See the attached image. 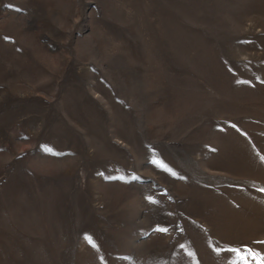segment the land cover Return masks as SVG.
Instances as JSON below:
<instances>
[{
	"label": "rangeland",
	"instance_id": "1",
	"mask_svg": "<svg viewBox=\"0 0 264 264\" xmlns=\"http://www.w3.org/2000/svg\"><path fill=\"white\" fill-rule=\"evenodd\" d=\"M258 241L264 0H0V264H262Z\"/></svg>",
	"mask_w": 264,
	"mask_h": 264
},
{
	"label": "snow or ice",
	"instance_id": "2",
	"mask_svg": "<svg viewBox=\"0 0 264 264\" xmlns=\"http://www.w3.org/2000/svg\"><path fill=\"white\" fill-rule=\"evenodd\" d=\"M163 231H167V229H162ZM257 243H264V242H257ZM229 251H233V252H236V251H238V250H236V249H230ZM252 250L251 249H249V252H251ZM253 255H255V253H253ZM262 264H264V261H262Z\"/></svg>",
	"mask_w": 264,
	"mask_h": 264
}]
</instances>
